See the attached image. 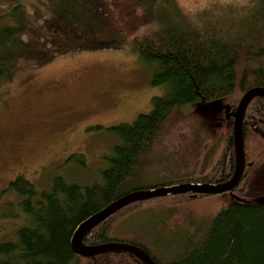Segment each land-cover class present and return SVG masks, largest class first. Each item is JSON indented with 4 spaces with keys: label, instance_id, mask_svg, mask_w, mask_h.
I'll use <instances>...</instances> for the list:
<instances>
[{
    "label": "trees",
    "instance_id": "trees-1",
    "mask_svg": "<svg viewBox=\"0 0 264 264\" xmlns=\"http://www.w3.org/2000/svg\"><path fill=\"white\" fill-rule=\"evenodd\" d=\"M22 0H13L8 11L0 13V83L10 81L20 63L43 65L55 57L51 38L59 36L63 16L54 12L34 27L24 11ZM175 7L174 21L155 17L141 19L151 29L132 36L133 50L155 67L152 85H165L166 93L151 99V110L140 113L130 123L97 126L116 141L110 148L106 166L99 179L88 184L67 181L62 175L37 192L33 184L18 175L7 189L20 198L30 225L20 227L12 241L0 243V264H146L126 250H105L79 255L71 247V237L80 222L130 192L183 182L221 183L235 170L233 141L234 112L241 96L253 87L264 88V0L226 2L207 1L190 18ZM169 2V1H168ZM99 17L110 16L103 2L96 0ZM134 8H143L141 0ZM170 21V22H169ZM139 23V22H138ZM64 24V23H63ZM60 27V26H59ZM98 30V25L95 26ZM108 42L82 45L81 49L108 47ZM57 48L67 51L69 47ZM35 51L43 56L35 59ZM49 53V54H48ZM217 104V109H212ZM200 105L208 108L213 129L197 148L202 157L201 171L179 180L150 187H130L141 160L150 154L168 122L181 107ZM210 130V129H209ZM244 141V167L237 184L229 191L185 193L131 202L82 235L85 245L125 242L143 248L156 264H264V187L252 181L264 166V154L250 158L248 143L258 139L264 144V96H253L244 111L241 126ZM85 166L81 154L67 160ZM229 195L226 201L204 218L187 220L184 239L157 254L147 245L109 237L111 228L123 217L146 203L163 199H204L217 194Z\"/></svg>",
    "mask_w": 264,
    "mask_h": 264
},
{
    "label": "rangeland",
    "instance_id": "rangeland-1",
    "mask_svg": "<svg viewBox=\"0 0 264 264\" xmlns=\"http://www.w3.org/2000/svg\"><path fill=\"white\" fill-rule=\"evenodd\" d=\"M12 1L0 0V13L8 11ZM100 1L109 17L98 16L96 0L21 1L34 27L42 22L38 15L47 18L54 12L63 16V22L58 26L60 35L51 38L53 49L48 52H54L52 60L43 65L20 63L13 78L0 83V243L14 240L17 229L30 225L19 196L7 189L10 181L20 175L39 192L56 175L81 184L98 180V171L106 166L116 139L94 128L130 123L151 110L152 97L166 93L165 85L151 84L155 67L133 50L131 38L151 29L150 23H140L141 19L174 21V5L170 0H141L146 6L140 9L133 7L136 0ZM207 1L211 0H175L190 18ZM99 41L110 46L80 48ZM58 45L69 48L62 52ZM34 54L35 59L43 56L39 51ZM217 108L213 104L212 109ZM207 110L200 105L181 107L154 150L141 160L129 186L150 187L199 173L201 156L208 157L199 153L205 150L197 145L213 132ZM71 154L83 155L85 166L67 162ZM248 154L258 159L264 154V144L252 139ZM255 177L253 186L264 187V166ZM226 198L229 195L223 193L204 199L146 203L119 220L109 237L165 254L170 245L184 239L187 220L207 217Z\"/></svg>",
    "mask_w": 264,
    "mask_h": 264
},
{
    "label": "water",
    "instance_id": "water-1",
    "mask_svg": "<svg viewBox=\"0 0 264 264\" xmlns=\"http://www.w3.org/2000/svg\"><path fill=\"white\" fill-rule=\"evenodd\" d=\"M255 95L264 96L263 87H253L244 92L241 96L238 105L234 112L233 121V141L235 150V170L233 176L221 183H204V182H183L175 183L164 186H157L147 189H140L128 194H125L111 204L103 208L102 210L92 214L90 217L86 218L74 230L71 237V247L73 251L79 255H90L96 252L105 250H126L130 251L137 256H139L146 264H156L155 261L150 257V255L140 246L125 242H107L100 245H85L81 237L83 233L90 228L92 225L104 220L109 215L113 214L115 211L121 207L143 199H149L160 196H168L175 194H197V193H208L216 194L229 191L233 186L239 181L245 161L244 155V141L241 133L242 120L244 116L245 108L249 100Z\"/></svg>",
    "mask_w": 264,
    "mask_h": 264
}]
</instances>
